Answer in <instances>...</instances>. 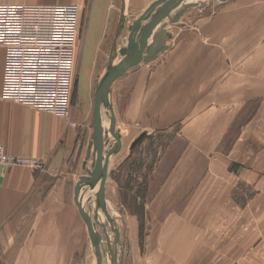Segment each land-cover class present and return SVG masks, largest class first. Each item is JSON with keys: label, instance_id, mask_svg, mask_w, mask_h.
<instances>
[{"label": "rangeland", "instance_id": "obj_1", "mask_svg": "<svg viewBox=\"0 0 264 264\" xmlns=\"http://www.w3.org/2000/svg\"><path fill=\"white\" fill-rule=\"evenodd\" d=\"M191 2L178 27L162 23L169 45L187 33V47L163 68L167 79L152 77L141 120L119 126L104 192L111 220L98 182H79L94 235L78 208V245L22 250L13 264H264V0L182 6ZM68 4L78 11L72 104L81 89L93 93L111 57L124 56L109 48L104 62H84L81 6ZM85 67L90 88L79 82Z\"/></svg>", "mask_w": 264, "mask_h": 264}, {"label": "crops", "instance_id": "obj_2", "mask_svg": "<svg viewBox=\"0 0 264 264\" xmlns=\"http://www.w3.org/2000/svg\"><path fill=\"white\" fill-rule=\"evenodd\" d=\"M153 1L155 0H0V4H78L81 6L82 21L78 50L84 55V62L88 56L96 57L95 62H104V57L109 56V48H113L115 55L117 47H126L129 26ZM184 2L170 14L173 15ZM158 9L159 7L156 8ZM164 20L153 30L148 44L153 42ZM146 23L147 20L143 21L142 27ZM172 25L174 28L179 24L176 22ZM164 27L166 33L163 44L168 46L171 30L167 25ZM187 36L186 33L154 59L131 66L111 83V93L101 103V111L109 113V104L111 105L115 116V131H119L121 122L123 125L130 122L127 125L129 128L132 121L141 120L142 94L150 90L153 76L159 80L167 79L168 70L166 77L163 68L174 56L179 55L181 48L187 47L186 42L190 38ZM4 59L5 48L0 45V144L9 155L29 159L33 163L10 167L0 163V264H13L22 250L27 254L31 250H63L78 245L82 239L83 220L79 216L77 205L80 203L81 191H77L85 169L93 165L92 157L87 159L86 152L91 141L95 89L92 93L85 67V73L79 82L83 83L82 87L90 89H81L77 98L75 95L67 117L3 99L1 86ZM89 60L93 61L91 58ZM95 71L97 70H94V77L98 72ZM78 98L80 104L77 102ZM69 120L74 125L68 124ZM105 121L104 129H107L109 119L106 118ZM113 140L108 136L105 148ZM91 168L90 166L88 169ZM262 234L264 239V217ZM76 236L79 237L75 238ZM262 257L264 263V252ZM42 262L44 263V258Z\"/></svg>", "mask_w": 264, "mask_h": 264}, {"label": "built area", "instance_id": "obj_3", "mask_svg": "<svg viewBox=\"0 0 264 264\" xmlns=\"http://www.w3.org/2000/svg\"><path fill=\"white\" fill-rule=\"evenodd\" d=\"M77 21L73 4H0V45L5 48L3 99L68 116ZM0 163L9 167L33 164L7 154L2 145Z\"/></svg>", "mask_w": 264, "mask_h": 264}, {"label": "water", "instance_id": "obj_4", "mask_svg": "<svg viewBox=\"0 0 264 264\" xmlns=\"http://www.w3.org/2000/svg\"><path fill=\"white\" fill-rule=\"evenodd\" d=\"M184 1L186 0H155L151 2L142 14L129 26L127 45L120 49V53L124 56L123 59L116 62L113 57L107 70L95 86L91 141L89 142L86 152L87 159L92 155L93 167L87 169L88 176H81L80 184H83L85 181H90L92 183L98 182L96 196L98 203L106 216H108V213L104 200V192L107 180V163L110 156L119 147L121 135L114 129L115 116L111 105L109 104V113L104 114L101 111V103L105 100L107 94L111 93L110 86L115 79L123 75L131 66H134L141 61L148 62L154 59L160 52L168 48V46L163 44V38L166 33L164 25L159 28L151 44H148V39L153 30L164 19L167 18L170 23H175L188 8L196 4L194 2L187 3L176 13L171 15V11L181 5ZM157 7H159L158 10H156ZM146 20L147 23L142 27L143 21ZM106 118L109 119V126L107 129H104ZM143 135L144 134H141L139 138L131 144V147H134ZM108 136L113 137L114 140L107 148H105V145L108 142ZM102 159L103 163H101ZM77 205L86 218L88 232L90 235H94L90 213L87 212L80 203H77ZM108 219L111 220L109 216Z\"/></svg>", "mask_w": 264, "mask_h": 264}, {"label": "bare ground", "instance_id": "obj_5", "mask_svg": "<svg viewBox=\"0 0 264 264\" xmlns=\"http://www.w3.org/2000/svg\"><path fill=\"white\" fill-rule=\"evenodd\" d=\"M104 125H105V123H104ZM91 157V156H90ZM89 159V158H88ZM91 223H92V221H91Z\"/></svg>", "mask_w": 264, "mask_h": 264}]
</instances>
